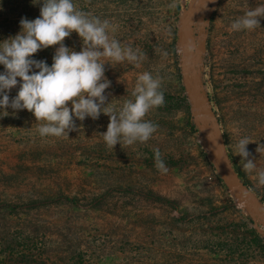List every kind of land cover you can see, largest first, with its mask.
Returning a JSON list of instances; mask_svg holds the SVG:
<instances>
[{"label":"rangeland","instance_id":"374dc122","mask_svg":"<svg viewBox=\"0 0 264 264\" xmlns=\"http://www.w3.org/2000/svg\"><path fill=\"white\" fill-rule=\"evenodd\" d=\"M73 3L108 19L110 36L144 53L139 67L105 64L109 106L132 98L139 73L161 77L164 103L144 117L157 130L144 143L111 149L98 135L103 114L75 121L68 138H41L30 112L0 110V264H264V186L232 149L248 137L250 158L264 169V16L251 31L230 30L264 0ZM40 6L0 0V41L20 31L22 17L37 18ZM62 43L82 47L75 32ZM57 46L32 58L50 66ZM211 145L223 146L233 185ZM154 148L166 173L155 167Z\"/></svg>","mask_w":264,"mask_h":264},{"label":"clouds","instance_id":"9594fccd","mask_svg":"<svg viewBox=\"0 0 264 264\" xmlns=\"http://www.w3.org/2000/svg\"><path fill=\"white\" fill-rule=\"evenodd\" d=\"M39 16L33 20L21 18L20 31L0 41V110H26L37 121L36 133L41 138H68L76 130L75 121L96 120L101 114L108 117L106 131L98 134L111 149L123 143L132 146L148 141L157 126L145 120L146 114L164 103L159 74L149 71L137 75L130 99H124L118 109L106 103L105 89L110 81L105 77V64L128 62L136 67L144 53L122 44L110 32L115 26L108 19L77 9L73 0H40ZM264 5L244 12L230 24L231 31H251L259 26ZM72 32L82 41L79 52L62 42ZM58 45L49 66L33 59L38 50ZM166 56L167 53H162ZM19 84L10 100L8 91ZM70 102V103H69ZM248 137H241L232 146L233 156L240 157L241 169L264 186V169L257 168L250 158ZM221 151L223 146L221 145ZM155 167L168 171L158 148L153 149ZM226 165L230 162L224 159Z\"/></svg>","mask_w":264,"mask_h":264},{"label":"bare ground","instance_id":"6f19581e","mask_svg":"<svg viewBox=\"0 0 264 264\" xmlns=\"http://www.w3.org/2000/svg\"><path fill=\"white\" fill-rule=\"evenodd\" d=\"M212 147H213V148H211L212 160L215 162L216 166L218 167V169L220 170V172L222 173L224 178L227 180V182H229L231 185H233L234 182L232 183L230 170L228 168L226 169L225 164H224L225 163L224 162V155H223L224 153L222 151L218 152V151L214 150L215 146H212ZM215 156H217V157H215ZM231 188H232V186H231Z\"/></svg>","mask_w":264,"mask_h":264},{"label":"trees","instance_id":"16d2710c","mask_svg":"<svg viewBox=\"0 0 264 264\" xmlns=\"http://www.w3.org/2000/svg\"><path fill=\"white\" fill-rule=\"evenodd\" d=\"M30 2H32V1H30ZM32 3H34V2H32ZM33 9H34V7H33ZM177 9H178V7H177ZM233 171H234V173L236 174V176L238 177L240 183H241L243 186H247V185L242 181L241 173L239 172V170H238V168H237L236 166L233 167ZM247 188H249V187H247Z\"/></svg>","mask_w":264,"mask_h":264}]
</instances>
